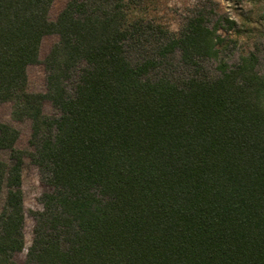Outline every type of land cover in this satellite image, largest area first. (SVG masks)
<instances>
[{
  "label": "trees",
  "instance_id": "16d2710c",
  "mask_svg": "<svg viewBox=\"0 0 264 264\" xmlns=\"http://www.w3.org/2000/svg\"><path fill=\"white\" fill-rule=\"evenodd\" d=\"M53 2L0 0V102L33 147L0 124V264L26 247V156L52 191L22 264H264L260 53L221 58L233 40L203 14L173 33L135 16L145 0H68L51 20ZM49 34L47 91L31 92ZM177 52L181 80L163 71Z\"/></svg>",
  "mask_w": 264,
  "mask_h": 264
},
{
  "label": "rangeland",
  "instance_id": "374dc122",
  "mask_svg": "<svg viewBox=\"0 0 264 264\" xmlns=\"http://www.w3.org/2000/svg\"><path fill=\"white\" fill-rule=\"evenodd\" d=\"M68 0H54L50 10V19L55 20ZM203 14L210 26L221 23L219 33L232 39L227 48L221 52V58L230 63L236 62L239 55L250 51H258L264 64V0H145L142 8L135 16L143 20L160 25L173 33H179L188 19L192 16ZM231 19V25L227 20ZM58 34L44 36L40 47V62L29 65L28 89L31 92L47 91V70L44 60L52 46L58 42ZM204 72L209 76L219 73L218 60L206 59L202 62ZM163 71L169 73L175 80H181L191 73V69L181 64L180 53L177 52L170 58V63ZM154 76V74L152 73ZM152 76V77H153ZM43 111L47 115L58 114L57 109L49 100H45ZM12 125L19 131L16 147L26 152L32 151L30 144L32 123L30 120H17L13 117V103L0 102V124ZM0 158L8 160L9 151L0 150ZM22 189L25 207V241L26 247L17 252L14 260L17 264L25 261L28 247L33 238L35 220L33 213L43 209L42 196L52 191V187L42 176L40 169L29 156H26L22 171Z\"/></svg>",
  "mask_w": 264,
  "mask_h": 264
}]
</instances>
